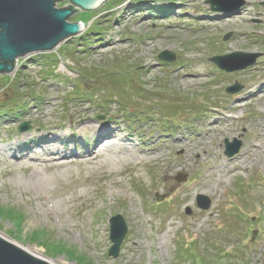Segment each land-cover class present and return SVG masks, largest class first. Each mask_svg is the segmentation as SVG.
<instances>
[{
	"label": "rangeland",
	"instance_id": "rangeland-1",
	"mask_svg": "<svg viewBox=\"0 0 264 264\" xmlns=\"http://www.w3.org/2000/svg\"><path fill=\"white\" fill-rule=\"evenodd\" d=\"M242 1L216 10L211 0H107L68 18L84 23L80 34L0 73V236L51 264H264V0ZM164 50L175 60L160 59ZM233 52L241 55L228 59L232 68L257 57L232 71L211 60ZM234 85L241 89L227 91ZM39 107L49 122L29 114ZM72 116L80 125L117 121L135 146L76 138L64 129ZM23 121L30 127L20 131ZM48 123L67 131L58 144L72 151L46 161L35 135ZM23 135L19 149L8 147ZM226 139L241 142L233 156ZM153 146L155 155L135 157ZM27 149L33 158L14 154ZM187 157L198 162L177 168ZM8 208L23 222L3 215ZM117 214L128 230L113 257Z\"/></svg>",
	"mask_w": 264,
	"mask_h": 264
},
{
	"label": "water",
	"instance_id": "water-1",
	"mask_svg": "<svg viewBox=\"0 0 264 264\" xmlns=\"http://www.w3.org/2000/svg\"><path fill=\"white\" fill-rule=\"evenodd\" d=\"M59 0H0V73L11 72L15 67V59L27 53L49 51L57 47L62 41L83 31L82 22H69L67 19L79 11L97 9L107 0H69L71 5L55 8ZM222 0H211L212 9H219ZM244 3L237 0L236 7ZM229 38V34L225 39ZM239 53H230L223 56H214L212 61L222 69L232 71L254 63L257 54H249L251 58L245 64L235 65L233 68L227 64L228 59L240 56ZM166 61L174 60V53L164 50L159 54ZM240 90L238 85L228 87L227 91ZM28 121L20 124L19 130L28 129ZM241 142L226 140V154L233 156L238 152ZM182 180V178H178ZM162 197L159 198L161 200ZM198 206L208 209L211 200L205 195L197 196ZM190 212V209L188 210ZM127 225L121 214L110 218V239L113 242L109 254L117 257L121 243L127 233ZM255 237V234L253 235ZM0 264H51L45 259L34 256L14 243L0 236Z\"/></svg>",
	"mask_w": 264,
	"mask_h": 264
},
{
	"label": "bare ground",
	"instance_id": "bare-ground-1",
	"mask_svg": "<svg viewBox=\"0 0 264 264\" xmlns=\"http://www.w3.org/2000/svg\"><path fill=\"white\" fill-rule=\"evenodd\" d=\"M67 21H68V19H67ZM16 59H15V64H16ZM237 106L234 105V108H237ZM29 114H31L32 117L37 119V120H45V121L49 122V120L47 119V116H46V110L43 107H39L38 109H34V110H29ZM82 114L85 115L86 111L84 110V112ZM77 119H78L77 116H72L71 117V123H70L71 125H69L67 127L69 129L64 128L67 131L71 130V134H73V136H75L76 138H79L80 135L81 136H85L87 134H90V136L94 135L95 140L98 141V140H100V138H102V137H104L106 135H111L114 139H119V141H122V142H125V143H130L133 146H135V144H134L135 142L133 140V137H131L130 135L122 136V133L124 132V129L119 127L117 121L111 126L108 125L107 123H104V122L98 123L97 121H96V123H98V124H95L93 122H86V121L83 122L84 124H81V125L80 124H73L74 122L77 121ZM59 127H60L59 124L48 123L46 126H43V129H44V131H46V133L43 132L41 134L35 135V138H36L35 146H37V147H39V148H41V149H43L44 151L47 152L46 154H47L48 157H45L46 161L51 159V157H53V156H60V157L66 156L72 151L70 149H65V147H64L65 144H63V146L58 144L59 143L58 140L60 138H63L64 136H68L66 134L67 131H62L61 133L58 132V128ZM199 135L200 134H198V136ZM25 136L26 135H23L22 139H20V137L17 136V138L13 141V143H10L8 147L11 146V148H15L14 144L16 145L18 143L16 148L19 149L21 141H23V140L25 141L26 139L29 140V138H30L28 136H26V137ZM35 138H31V139L35 140ZM181 138H179L177 140V142ZM18 139H19V141H17ZM181 141H183V140L181 139ZM183 142H179V143H183ZM198 144L199 145L202 144V140H198ZM153 148L154 149L144 148V150H146V151L141 152V156L135 154V157L136 156L138 158H140L142 156L151 157V156L155 155V153H157V151L159 150V148L156 147V146H153ZM249 148L251 150H253V149H256L257 146L255 144H252V145H250ZM245 149H247V148H245ZM31 150L32 149L19 150V151L12 150V151H14L15 156H16L17 152H21V155H22L21 158L25 157V156H28V157L30 156L31 158H33L34 156L30 154ZM92 150H93L92 153L87 151L88 152V155H87V158H86L87 161L96 159V156H97L96 153L98 152L97 148H94ZM205 150H206V153H207L208 150L207 149H205ZM197 153L200 154L199 151H197ZM208 154L210 156L215 157V153L212 152V151L210 153H208ZM242 156L243 155L241 154L237 158H240ZM43 160H44V158H43ZM115 161H119V159H115ZM197 162H198V160H194V159H191L190 157H187L186 159H184L180 163H178L176 167L177 168L180 167L181 169H189V168H192ZM53 163H55V162L54 161H49V164H53ZM208 168L215 169V168H217V165L215 163H209ZM165 176L168 177V175H165Z\"/></svg>",
	"mask_w": 264,
	"mask_h": 264
},
{
	"label": "trees",
	"instance_id": "trees-1",
	"mask_svg": "<svg viewBox=\"0 0 264 264\" xmlns=\"http://www.w3.org/2000/svg\"><path fill=\"white\" fill-rule=\"evenodd\" d=\"M116 74H117V73H116ZM127 83H128L127 81H123V84H127ZM94 96H95V94H94ZM1 211L5 213V214H3V215H5V216H7V217H9V218H11V219H13V220H15L17 224L22 223L23 220H24V217L21 216L20 213H19L18 211L14 210V209H12V208H8V209H6V210L4 209V210H1ZM45 235H46L45 232H40V233L37 232V235H35V237H38L40 240L45 241V242H48V244L52 245V243H51L50 241H46V240H45ZM55 246H56L57 248H55L54 251L58 250L59 247H60L62 250L64 249L63 246H58V244H56ZM66 253L69 254L70 256L73 254V252H72L71 250H69V249H66ZM73 256H74V254H73ZM80 259L85 260L83 257L80 258ZM194 264H195V263H194Z\"/></svg>",
	"mask_w": 264,
	"mask_h": 264
}]
</instances>
